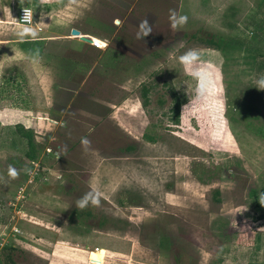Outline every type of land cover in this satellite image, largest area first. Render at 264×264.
<instances>
[{
    "label": "rangeland",
    "instance_id": "obj_1",
    "mask_svg": "<svg viewBox=\"0 0 264 264\" xmlns=\"http://www.w3.org/2000/svg\"><path fill=\"white\" fill-rule=\"evenodd\" d=\"M263 20L264 0H0V247L17 264H264Z\"/></svg>",
    "mask_w": 264,
    "mask_h": 264
},
{
    "label": "trees",
    "instance_id": "obj_2",
    "mask_svg": "<svg viewBox=\"0 0 264 264\" xmlns=\"http://www.w3.org/2000/svg\"><path fill=\"white\" fill-rule=\"evenodd\" d=\"M263 25H264V20H263ZM263 26L261 24H257V32H260V29ZM254 32V33H255ZM257 35H253L251 36L255 41L257 40L256 38ZM248 42L244 43L241 42L240 45H245ZM25 47V45H23ZM22 46V47H23ZM248 49L250 47H247ZM254 50L259 51V53L264 55V51H260L261 49L257 48L255 45L253 47H251ZM144 93H143V103L144 105L148 104V88L146 86H144ZM181 107H182V101L179 98V96L176 94V92H174V96H173V104L171 106L170 109V118L174 123H179L180 121V117H181ZM16 131L19 133V135L24 138L27 141L28 144V151L26 153V156L31 159L32 161L37 159V151H38V146L39 143L36 141L35 139V133L34 130H32L31 128H26L23 124H18L16 126ZM144 137L146 139H148L149 141H156V137H154L153 135H149L147 134V132L144 134ZM134 145H128L126 148H124V150H128V151H133ZM214 198L216 200V202H220L221 198L220 196V189H215L214 191ZM255 194H257V192L255 191ZM87 215H91L92 212L89 210H86L85 212ZM17 250V248L13 245V244H5L3 246L0 247V262L3 264H17L16 262V258H15V251ZM252 264V263H250Z\"/></svg>",
    "mask_w": 264,
    "mask_h": 264
},
{
    "label": "clouds",
    "instance_id": "obj_3",
    "mask_svg": "<svg viewBox=\"0 0 264 264\" xmlns=\"http://www.w3.org/2000/svg\"><path fill=\"white\" fill-rule=\"evenodd\" d=\"M171 21H172V27L173 29H175L178 24H183L187 21V17H179L177 18V14L173 11L171 13V17H170ZM140 30L141 33L143 34V36H147L151 33V27L149 26V23L147 20H143L140 23ZM140 35V33H138V36ZM189 59H191L193 62H195L196 60L199 59V53L196 49H189L182 57H181V62H187ZM259 87L264 88V79L259 81ZM83 143H87V141H83ZM10 175L13 178H16V176L18 175L15 169H10ZM89 199L90 197L88 195H86L85 197H83L80 201H78V206L81 208L87 207L88 203H89ZM91 203L93 205L99 206V199L98 198H91Z\"/></svg>",
    "mask_w": 264,
    "mask_h": 264
},
{
    "label": "built area",
    "instance_id": "obj_4",
    "mask_svg": "<svg viewBox=\"0 0 264 264\" xmlns=\"http://www.w3.org/2000/svg\"><path fill=\"white\" fill-rule=\"evenodd\" d=\"M34 17H35L34 9L31 6H24L20 9L18 20H19L20 24H22L23 26H30L34 23ZM95 43H97V42H94V44ZM35 161L36 160L32 161L34 166L27 173L29 175V177L35 176V175L40 176V172H39L40 166H39L38 162H35Z\"/></svg>",
    "mask_w": 264,
    "mask_h": 264
},
{
    "label": "water",
    "instance_id": "obj_5",
    "mask_svg": "<svg viewBox=\"0 0 264 264\" xmlns=\"http://www.w3.org/2000/svg\"><path fill=\"white\" fill-rule=\"evenodd\" d=\"M72 34H74V35H79L80 34V31L79 30H77V29H73L72 30ZM80 39L82 40V41H85V42H88V43H94V40H92V38H89V37H87V36H84V35H80Z\"/></svg>",
    "mask_w": 264,
    "mask_h": 264
},
{
    "label": "crops",
    "instance_id": "obj_6",
    "mask_svg": "<svg viewBox=\"0 0 264 264\" xmlns=\"http://www.w3.org/2000/svg\"><path fill=\"white\" fill-rule=\"evenodd\" d=\"M95 41V40H94ZM96 42V41H95Z\"/></svg>",
    "mask_w": 264,
    "mask_h": 264
},
{
    "label": "bare ground",
    "instance_id": "obj_7",
    "mask_svg": "<svg viewBox=\"0 0 264 264\" xmlns=\"http://www.w3.org/2000/svg\"><path fill=\"white\" fill-rule=\"evenodd\" d=\"M95 42V41H94Z\"/></svg>",
    "mask_w": 264,
    "mask_h": 264
}]
</instances>
